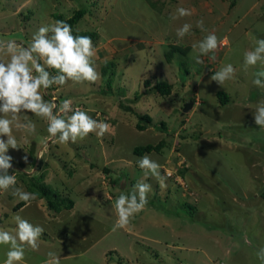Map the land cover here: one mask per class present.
Here are the masks:
<instances>
[{
  "label": "rangeland",
  "instance_id": "374dc122",
  "mask_svg": "<svg viewBox=\"0 0 264 264\" xmlns=\"http://www.w3.org/2000/svg\"><path fill=\"white\" fill-rule=\"evenodd\" d=\"M177 6L193 14L172 20ZM79 9L85 14L75 29L97 33L95 63L100 73L105 63H113L111 87H105L101 73L96 83L53 85L44 98L55 95L57 104L72 99L74 109L112 128L103 137L90 133L59 144L44 119L27 113L36 131L14 129L20 149H9V174H16L17 187L30 192L33 180L37 188L44 184L58 199L74 203L55 212L37 193L31 192L37 198L26 204L0 190V226L14 228L19 213L45 230L39 249L26 248L21 264H44L49 251L61 264H260L264 129L255 124L253 112L264 90L252 83L260 66L245 71L243 58L264 39V0H0V39L27 47L40 26L57 21L56 15L66 20ZM200 19L207 31L196 26ZM185 23L192 25L191 34L181 40L176 30ZM213 31L227 38L224 45L207 55L194 51L192 45ZM176 44L190 50L168 63L165 54ZM229 63L237 69L234 78L223 85L212 81ZM161 85L169 91L153 90ZM218 91L227 94L226 105L218 102ZM144 114L152 122L139 131L137 115ZM161 140V151L147 155L162 165L161 175L168 174L164 188L151 174L144 176L140 157L133 154L135 147ZM140 180L152 185L147 206L128 228L113 231L115 200ZM19 202L23 212L14 210ZM8 250L0 245V264Z\"/></svg>",
  "mask_w": 264,
  "mask_h": 264
},
{
  "label": "clouds",
  "instance_id": "9594fccd",
  "mask_svg": "<svg viewBox=\"0 0 264 264\" xmlns=\"http://www.w3.org/2000/svg\"><path fill=\"white\" fill-rule=\"evenodd\" d=\"M192 14L191 8L177 6L170 18L176 20ZM196 26L201 31H207L203 19L198 20ZM191 29L192 25L185 23L176 30V36L182 40L191 34ZM226 39H220L213 31L194 43L192 48L194 51L198 49L200 55H207L221 48ZM96 57L97 46L91 36L74 35L72 26L63 20L40 26L27 47L15 39H0V190H10L14 197L26 204L37 198L22 186L17 187L16 174H9V170L13 168V157L8 154L9 149H20L17 137L13 134L14 129L28 133L36 131L37 125L27 113L47 122V132L54 143H76L90 133L103 137L110 132L112 126L109 123L94 119L81 108L74 109L72 99H64L57 104L55 95L49 100L44 98L53 85L64 86L69 81L80 84L98 82L101 73L95 63ZM196 62L202 63L199 56L196 57ZM257 65L260 70L255 72L252 83L264 90V39H257L255 47L244 52V70ZM48 68L55 69L57 74L52 75ZM236 71L229 63L216 71L211 80L223 85L234 78ZM253 117L255 124L264 129V99H260L255 105ZM23 159L25 163L28 162L27 156ZM137 163L145 177L151 174L161 188L166 187L168 174L161 175V164L147 154L138 158ZM151 191L152 185L140 180L130 193H120L113 205L117 215L113 231L129 227L135 215L147 206ZM13 221L14 228L0 226V245L9 246L4 264H21L26 248L39 249L40 238L45 231L19 213L13 216ZM245 243H251L247 237ZM256 256L260 264H264V247L259 248ZM44 264H61V258L49 251Z\"/></svg>",
  "mask_w": 264,
  "mask_h": 264
},
{
  "label": "trees",
  "instance_id": "16d2710c",
  "mask_svg": "<svg viewBox=\"0 0 264 264\" xmlns=\"http://www.w3.org/2000/svg\"><path fill=\"white\" fill-rule=\"evenodd\" d=\"M148 3H149L151 8H154V9L156 8V6L153 3H151V2H148ZM84 14H85V10L79 9L72 15V17H70L66 20L63 19V17L61 15H56L55 18L57 20H63V21H66L67 23H69L72 26V30H73L74 35L91 36V38L94 42L98 37L97 33L92 32V31H78L75 29V26L78 24V22L84 16ZM189 50H190L189 48H183L181 45H178V44L171 45L170 49L165 54V60H166V62L170 63L173 56H175V54H179L182 56L187 55ZM112 67H113V63L107 62L101 68V73H102V76L104 77V83H105L106 88L111 87V82H112V78L114 75V72L111 70ZM52 72H56V70L52 69ZM184 72H185V74H188L187 71H184ZM169 89H170V87L168 85H161L158 87H154L153 90L159 91L161 94H165L169 91ZM216 97H217L218 102L221 105H226L229 102V98H228L227 94L223 91H218L216 93ZM137 98H138V96H136V99L135 98L134 99L137 100ZM119 106L122 107L123 109L129 111V112L131 111L130 107L125 106L124 103H122V102L119 103ZM137 117H138V122L135 125L137 130H139V131L146 130L151 125L152 121H151V117L149 115H147V114L137 115ZM162 128L164 129L163 123H162ZM163 146H164V141H162V140L159 143L154 144V145L153 144H147L144 146H138V147H135L133 149V154L138 156V157H142L145 154H150L153 152H156V153L160 152ZM105 171H106V169H105ZM184 172H183V170H180V176L181 177H184ZM21 178L23 179V181H25L24 178H26V174L22 175ZM32 181L33 180H30L31 184L27 185L28 190L30 192L37 193L40 198H45L49 204L50 209L54 210L55 212H59L63 209H71L73 207L74 203L70 198L62 199L59 197V199H58L56 196H54L52 194L50 187H47L46 185L42 184V185H40V188H37L36 186H38V185L33 184ZM262 197L264 198V192L262 193ZM23 205H24L23 202H19L14 207V210L15 211L18 210ZM188 206H189V204H185V207H188Z\"/></svg>",
  "mask_w": 264,
  "mask_h": 264
},
{
  "label": "water",
  "instance_id": "95a60500",
  "mask_svg": "<svg viewBox=\"0 0 264 264\" xmlns=\"http://www.w3.org/2000/svg\"><path fill=\"white\" fill-rule=\"evenodd\" d=\"M190 106H192V104H191V103H189V105H186V107H185L184 111H187V109H189V108H190Z\"/></svg>",
  "mask_w": 264,
  "mask_h": 264
},
{
  "label": "crops",
  "instance_id": "0c3cea01",
  "mask_svg": "<svg viewBox=\"0 0 264 264\" xmlns=\"http://www.w3.org/2000/svg\"><path fill=\"white\" fill-rule=\"evenodd\" d=\"M23 207H24V205H23V206H21L19 209H21V208H23ZM19 209H18V210H19ZM18 210H17V211H18Z\"/></svg>",
  "mask_w": 264,
  "mask_h": 264
}]
</instances>
